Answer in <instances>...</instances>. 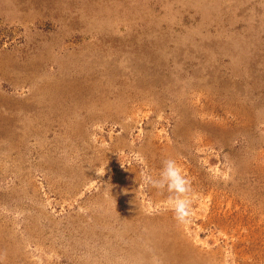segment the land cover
<instances>
[{"label": "rangeland", "instance_id": "374dc122", "mask_svg": "<svg viewBox=\"0 0 264 264\" xmlns=\"http://www.w3.org/2000/svg\"><path fill=\"white\" fill-rule=\"evenodd\" d=\"M0 264H264V0H0Z\"/></svg>", "mask_w": 264, "mask_h": 264}, {"label": "clouds", "instance_id": "9594fccd", "mask_svg": "<svg viewBox=\"0 0 264 264\" xmlns=\"http://www.w3.org/2000/svg\"><path fill=\"white\" fill-rule=\"evenodd\" d=\"M143 179L145 185L159 191L166 190L170 194L172 210L177 222L184 223L188 219L191 215V180L183 174L175 160L167 159L163 162L158 178L144 175Z\"/></svg>", "mask_w": 264, "mask_h": 264}]
</instances>
